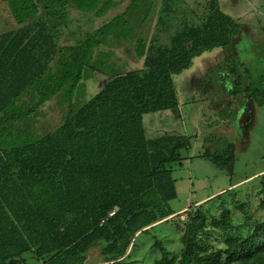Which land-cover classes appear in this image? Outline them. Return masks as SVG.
Instances as JSON below:
<instances>
[{"label": "trees", "instance_id": "trees-1", "mask_svg": "<svg viewBox=\"0 0 264 264\" xmlns=\"http://www.w3.org/2000/svg\"><path fill=\"white\" fill-rule=\"evenodd\" d=\"M168 1L156 31L170 26ZM114 4L7 0L15 25L0 27V264H20L26 254L36 264H75L100 243L114 249L103 252L104 262L125 264L120 258L135 235L173 214L172 170L195 136H146L145 114L178 106L173 75L221 48L227 54L218 66L227 73L230 97L217 113L225 105L235 113L245 104L249 71L231 42L249 31L221 9V0H205L200 21L182 20L167 44L157 43L156 34L147 40L152 0H130L92 32L68 31L71 10L99 16ZM64 34L75 39L60 44ZM118 42L142 58V68L119 70L111 50L101 54ZM89 72L111 79L76 103L75 90ZM53 109L57 122L47 118ZM213 122L209 129L218 125ZM199 157L233 174L234 143ZM232 203L242 209L241 202ZM187 210L179 254L171 256L155 242L161 254L154 264H264V219L241 233L224 203L217 216L197 205ZM211 236L220 244L213 245Z\"/></svg>", "mask_w": 264, "mask_h": 264}, {"label": "rangeland", "instance_id": "rangeland-1", "mask_svg": "<svg viewBox=\"0 0 264 264\" xmlns=\"http://www.w3.org/2000/svg\"><path fill=\"white\" fill-rule=\"evenodd\" d=\"M129 1L114 0V6L99 16L94 12L71 10L69 17L72 22L68 31L92 32L120 14ZM164 1L152 0V10L147 19V40L156 34L159 44L169 42L182 20L199 22L205 2L169 0L170 9L169 13L166 12V18L170 26L156 31L158 16L165 14ZM6 3L7 0L0 1V27L4 24L10 27L15 25ZM221 9L237 22L245 24L249 30V35L244 33L242 39L241 36L239 39V36L234 38L238 57L249 71L247 76L251 84L247 88L245 104L235 113L229 111L232 107L228 108V105L224 106L227 110L217 113L230 97L226 94L229 82L227 73L219 69L218 64L227 54L221 48L202 53L192 60L188 68L173 75L179 105L175 109L145 114L142 120L146 136L153 137L164 132L195 136L191 138L189 149L183 152L186 158L172 170L176 197L168 205L173 214L135 235L126 253L120 258L125 264H154L161 254L158 246H152L155 242H160L171 256L178 255L187 209L191 205L208 209L217 216L220 204L224 203L236 229L241 233H246L254 220L264 219V0H221ZM67 35L61 37L60 44L71 43L75 39V36ZM108 48H101V54L111 50L117 69L125 71L142 68V58H137L133 51L127 49V45L118 42L113 44V49ZM110 79L107 74L89 72L75 90V102L82 103L89 99ZM50 105L47 103L44 108L49 110ZM246 108L247 112H244ZM47 118L57 122L58 112L54 109L48 111ZM244 118L248 120L243 122ZM212 121L218 125H212L209 129L208 124ZM205 136L207 140L203 144ZM229 142L235 145L232 175L199 157V153L205 149L220 152ZM233 199L243 204L242 209L232 203ZM209 241L213 245L220 244L218 236H211ZM113 250L110 244L104 250L101 243L97 244L75 264H112L104 262L105 257L102 255H110ZM24 257V262L20 264H36L34 258L27 254Z\"/></svg>", "mask_w": 264, "mask_h": 264}, {"label": "water", "instance_id": "water-1", "mask_svg": "<svg viewBox=\"0 0 264 264\" xmlns=\"http://www.w3.org/2000/svg\"><path fill=\"white\" fill-rule=\"evenodd\" d=\"M238 36H239V37H238V39H239V38H240V35H238ZM235 41H236V40H235ZM235 41L232 42V45H235ZM245 111L247 112V108L244 109V112H245ZM246 120H248V118H246V119L244 118V119H243V122H246Z\"/></svg>", "mask_w": 264, "mask_h": 264}, {"label": "built area", "instance_id": "built-area-1", "mask_svg": "<svg viewBox=\"0 0 264 264\" xmlns=\"http://www.w3.org/2000/svg\"><path fill=\"white\" fill-rule=\"evenodd\" d=\"M114 212H115V209L112 210V211H110V212L108 213V216H112V215L114 214ZM103 221H104V220H101V223H102Z\"/></svg>", "mask_w": 264, "mask_h": 264}, {"label": "crops", "instance_id": "crops-1", "mask_svg": "<svg viewBox=\"0 0 264 264\" xmlns=\"http://www.w3.org/2000/svg\"><path fill=\"white\" fill-rule=\"evenodd\" d=\"M0 1H3V0H0ZM6 5H7V3H6ZM9 10V9H8ZM11 16V15H10ZM240 23V22H239ZM241 24H243V23H241ZM244 26H245V24H243ZM257 25V24H256ZM255 26V25H254ZM259 26V25H258ZM246 27V26H245ZM252 28V27H251ZM245 30H247L246 28H245ZM247 31H249V30H247ZM178 105H179V103H178Z\"/></svg>", "mask_w": 264, "mask_h": 264}]
</instances>
